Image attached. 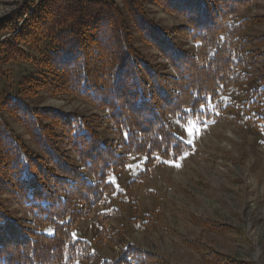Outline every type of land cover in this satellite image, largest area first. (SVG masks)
Listing matches in <instances>:
<instances>
[{"label":"trees","instance_id":"1","mask_svg":"<svg viewBox=\"0 0 264 264\" xmlns=\"http://www.w3.org/2000/svg\"><path fill=\"white\" fill-rule=\"evenodd\" d=\"M254 1L151 0L182 21L171 35L193 45L192 54L166 39L142 0H121L123 12L109 0L30 1L0 19V39L8 35L0 41V66L22 60L36 69L35 77L21 82L20 97L43 91L71 96L104 113L97 120L113 137L103 138L84 116L30 108L20 98L0 101V194L26 217L13 218L0 202V264L98 260L88 242L74 237V228L115 193L109 175L125 173L127 159L135 156L145 157L139 180L156 161L175 162L191 146L175 135L173 124L224 120L228 107L221 98L246 88L243 71L258 60L250 47L264 44V37L247 36L249 20L239 17ZM130 26L164 63L144 61ZM120 254L101 264H166L134 247ZM204 258L229 264L217 254Z\"/></svg>","mask_w":264,"mask_h":264},{"label":"rangeland","instance_id":"2","mask_svg":"<svg viewBox=\"0 0 264 264\" xmlns=\"http://www.w3.org/2000/svg\"><path fill=\"white\" fill-rule=\"evenodd\" d=\"M38 0H0V19L20 9L24 2ZM123 12L121 0H109ZM147 16L166 39L194 53V46L173 37L181 20L165 14L142 0ZM248 19L247 36L255 41L264 37V0L241 13ZM22 20L19 23L21 25ZM133 46L150 66L164 63L156 52L140 43L130 26ZM8 36V35H7ZM4 36L0 39L7 37ZM31 58L37 55L24 49ZM250 51L256 65L244 69L246 88L232 89L221 98L226 119L213 123H174V133L191 146L175 162L145 171V157L127 159L125 173L110 174L115 188L105 205L95 206L74 228V237L86 241L98 260L76 264L113 261L127 247H134L166 264H207L204 255H221L229 264H264V44H253ZM36 76L33 65L15 60L0 66V101L20 98L30 108H50L92 119L103 138L113 139L102 124L104 113L68 96L39 92L32 98L20 97L21 82ZM10 128L30 146V139L9 116ZM134 182L133 185H128ZM0 202L13 218L25 219L9 199ZM103 231L101 236L98 233ZM203 246V252L194 247Z\"/></svg>","mask_w":264,"mask_h":264}]
</instances>
